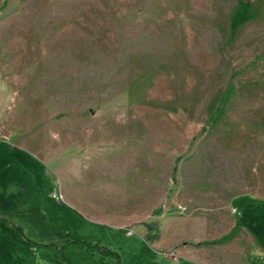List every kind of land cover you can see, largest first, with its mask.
I'll return each instance as SVG.
<instances>
[{
  "label": "rangeland",
  "instance_id": "374dc122",
  "mask_svg": "<svg viewBox=\"0 0 264 264\" xmlns=\"http://www.w3.org/2000/svg\"><path fill=\"white\" fill-rule=\"evenodd\" d=\"M0 188V264H264V0H0Z\"/></svg>",
  "mask_w": 264,
  "mask_h": 264
},
{
  "label": "crops",
  "instance_id": "0c3cea01",
  "mask_svg": "<svg viewBox=\"0 0 264 264\" xmlns=\"http://www.w3.org/2000/svg\"><path fill=\"white\" fill-rule=\"evenodd\" d=\"M3 193H4V191L0 188V213L1 212L4 213V210H5V208H4L5 207V204H4L5 202H4V199H3V198H5V195ZM3 218H5V217H3ZM94 222H96V221H94ZM140 222H141V216H140V214H137V212H134L133 211L127 217L121 218L119 216H110V217L105 218V220L103 222H97V223L108 224V225H111V226H114V227H122L123 225H126V224H134V223L136 224V226H140L139 225ZM163 227L164 226H162V228ZM165 233H168V230L167 229H165ZM177 239H179V237ZM111 260H115V258H111ZM245 260L246 259H244V261ZM240 261L242 262L243 259H241Z\"/></svg>",
  "mask_w": 264,
  "mask_h": 264
},
{
  "label": "trees",
  "instance_id": "16d2710c",
  "mask_svg": "<svg viewBox=\"0 0 264 264\" xmlns=\"http://www.w3.org/2000/svg\"><path fill=\"white\" fill-rule=\"evenodd\" d=\"M0 220H3V219H0ZM13 232L14 234H19L20 232L22 233V230L19 226H13ZM91 248L93 249H97L98 253L103 255V256H106V257H111V258H115L117 259V261L119 260V255L114 252L113 250H111L110 248L108 247H104L102 245H100L98 242L94 243L91 245V242L88 243ZM206 242H199V243H196L195 245H205ZM52 244H45L44 246H51ZM5 248H6V244L5 242L2 240L0 241V256H2V254L5 253Z\"/></svg>",
  "mask_w": 264,
  "mask_h": 264
},
{
  "label": "built area",
  "instance_id": "2783aa9c",
  "mask_svg": "<svg viewBox=\"0 0 264 264\" xmlns=\"http://www.w3.org/2000/svg\"><path fill=\"white\" fill-rule=\"evenodd\" d=\"M53 196H54L55 198H57V199L61 198V195H60V194L57 195V194L54 193ZM59 196H60V197H59ZM178 209H179L180 211H184V210H185V207L179 205V206H178ZM126 233H127L128 235H131V233H132L131 229H128ZM162 254H163L164 256H166V257H170V258H172V257L175 256V251H165V252H162Z\"/></svg>",
  "mask_w": 264,
  "mask_h": 264
}]
</instances>
